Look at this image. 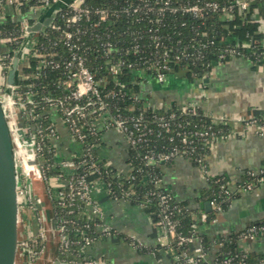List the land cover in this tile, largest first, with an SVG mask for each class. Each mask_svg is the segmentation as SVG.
<instances>
[{"label":"trees","instance_id":"16d2710c","mask_svg":"<svg viewBox=\"0 0 264 264\" xmlns=\"http://www.w3.org/2000/svg\"><path fill=\"white\" fill-rule=\"evenodd\" d=\"M165 1L168 5L163 12H158V7ZM206 1L215 2L217 8L215 10H205L200 15H194L191 12H184V5L202 4ZM237 0H84L82 7L89 9L86 16L83 14L81 18L74 24L66 27L65 19L73 14L71 8H63L55 17L53 26L47 27L43 32L35 38L31 51L29 52L25 63L21 66V73L24 75L20 87L17 89L18 95L22 94L21 100L25 102V89L29 88L35 95L34 104L26 103L24 111L20 113L26 131L24 134L34 137L36 140L43 137V150L40 153V162L43 167L50 165L45 169L46 176L53 175L57 171L51 168L55 163L53 154L54 149L45 140L46 134L49 132L47 127L51 125V107L43 99L46 96L53 99L65 98L67 90L63 89V85L68 82L64 76L63 62L70 58V52L64 44V34L66 29L69 31L79 30V42L81 50L79 53L84 56L86 64L92 71L96 81H100V85L104 86V90H113L119 96L118 100H112L116 108L123 115H130L142 112L145 117H149L154 113L166 114L171 110H175L176 106L167 108H145L146 97L143 96L142 83L146 82L139 75V70L144 69L145 74L155 76V68L168 59L171 68L187 78L194 79L207 74L213 63L220 61L219 55L225 49L235 48L239 51L237 57L247 58L257 62L264 55V34L260 30L257 20V9L264 6V0H249L250 5L248 11L239 13L236 7ZM253 2V4H252ZM135 5L140 6L137 12L127 11V7L131 10ZM38 6L37 0H19V9L22 13L29 8ZM231 7V10L228 8ZM149 8H151L149 10ZM153 8V9H152ZM170 8H175L170 11ZM101 16L104 18L101 19ZM30 20L28 23L31 24ZM23 25L20 21L8 19L0 23V40H3L8 52L3 54L1 62L5 68L8 66L13 51L16 50L23 39ZM249 44L245 48L243 44ZM137 44L139 50H135ZM228 58L225 55L224 59ZM57 63L59 67L54 68L46 62ZM121 61L132 63V68L121 66L120 72L113 75L110 72L112 65H116ZM138 96V100L135 99ZM20 99V98H18ZM38 115L34 119L28 116L29 113ZM59 112V111H58ZM111 112L115 110L111 108ZM60 114V112L58 113ZM182 122L190 121L191 124H201L208 121V117L204 116L198 108L195 113L183 115L179 117ZM41 131L36 133V131ZM213 130L219 135H225L228 132V126L225 123H215ZM149 147L158 150L161 145H168L167 136L159 138L152 137ZM88 143L96 142L98 134L88 136ZM146 149L131 148L128 151L127 162L135 167L141 166L140 153H144ZM208 155L209 148L204 151ZM201 151H197V154ZM96 155V152L94 151ZM172 161V160H171ZM167 162H157L153 165V173L162 183L161 166ZM195 164L193 161H191ZM143 171L135 174V179L129 183L120 186L119 181L110 176H104V180L110 183L111 192L120 196V190L127 189L131 183L132 189L135 191L134 197H130L129 201L133 204L144 202V211L152 217L160 211V206L155 197L147 199L146 193L154 188L149 182L147 167L143 166ZM134 173V171H133ZM95 175H88V180L95 179ZM221 176H214L209 180V187L206 194L202 197L204 203L210 201L213 195H217L219 184L216 182ZM253 179V177H249ZM224 182V180H222ZM225 208L229 202L223 196H218ZM178 206L180 212L176 214L179 221L178 230L189 233L191 224L194 220L190 214L192 208L187 209L185 202L179 201ZM55 214L58 212L54 208ZM217 214L210 212L211 217ZM76 225L81 227L86 221V217L74 213L71 216ZM91 229L100 224L98 219L90 220ZM199 224V223H198ZM261 223H253L251 225L259 226ZM199 224L198 226H200ZM78 236V235H77ZM76 238L78 239V237ZM201 243L206 250L211 247L212 240L200 236ZM224 238L223 244L218 247V259H224L228 255L240 253L238 246V233L222 236L214 240ZM176 252H179L177 249ZM216 252V251H215ZM247 252V251H246ZM246 264H251L263 255H255L251 252L246 253ZM60 259L68 262L82 263L84 259L78 254V246H73L71 250L60 253ZM83 259V260H82ZM181 264V261H176ZM238 264V262H235Z\"/></svg>","mask_w":264,"mask_h":264},{"label":"built area","instance_id":"2783aa9c","mask_svg":"<svg viewBox=\"0 0 264 264\" xmlns=\"http://www.w3.org/2000/svg\"><path fill=\"white\" fill-rule=\"evenodd\" d=\"M37 1L38 6L34 7L44 8L58 0ZM83 2L84 0H72L64 7L73 10V14L65 19L66 27L74 25L83 14L86 16L88 15L89 9L82 7ZM4 3L14 5L19 9V0H0V8ZM167 5L168 1L162 3V5L158 7V12H163ZM249 5V0L236 1L237 11L240 14H245L249 9ZM216 8L217 4L215 2L206 1L200 5H184L182 10L184 12H191L194 15H200L205 10H215ZM150 9L151 8H149V10ZM125 10L128 12H137L140 10V6L135 5L131 10L127 7ZM169 10L174 11L175 8H170ZM228 10H231V7H229ZM103 18L104 17L101 16V19ZM22 25L24 29V26L28 24ZM51 26H53V23ZM79 32V30L69 31L66 29L64 34V44L70 52V58L63 62V69L65 70L63 74L68 79V82L63 85V89L67 90L66 97L63 99H53L52 97L46 96L43 99L57 114L60 112L58 115L60 116L61 122L65 125L71 139L79 143L80 150L69 159H57L56 149L52 142L58 138V132L56 126L52 122L51 125L47 127L49 132L44 138L54 149L53 158L55 163L51 165V168L53 170L55 169L57 173L46 176L45 169H48L50 165L43 167L39 158L43 150V137H40L39 140H36L32 136L27 138V140L30 141L29 150L31 153L29 154L26 152V155H28L30 161L34 165L38 177L45 183L44 185L47 190L48 198L51 202V210L57 235L58 254L71 250L73 246H78V254L84 259L81 264L94 263L92 260L83 256V249L90 245L100 233H109L111 230L101 224H96V227L91 229L90 220L97 219L95 216L100 212L97 203L93 200L91 195L92 185L96 182H101L105 185L112 198L129 201L130 197H134L135 194L131 183L128 185L127 189L121 188L120 196H118V194L116 195L111 192L110 183L104 180V176L117 179L120 183L119 185L122 186L126 182L129 183L133 181L136 177L135 174L143 171V166H145L147 167L149 182L154 186L152 190L146 193L147 199L149 200L155 197L161 208L154 217L151 216L154 223L161 229L158 241L161 239L166 241L165 245L174 251L176 261L180 260L181 264H235V262H238V264H246L245 258L247 252L245 250L240 249V253L234 255L227 254V257L224 259H218L217 250L218 247L223 244L224 238L212 240L210 249L206 250L201 243L200 235H198L197 229L199 224L214 222L216 220V217L210 216V212L214 211L215 214H218L223 210L222 202L219 200L218 196H223L228 200L232 197V192L228 189L223 177L216 180V182L221 183L219 184L217 195H213L210 201H208L210 210L193 209L190 216L194 222L191 224L189 233H184L178 230L179 221L176 218V214L180 212L178 206L179 201L174 198L166 187H162L161 180L156 178L153 173V165L155 163L171 161L178 156L193 161L195 165L205 170L207 167V155L204 151L209 148L211 140L219 136L218 132L213 130V125L218 122L211 118H208V121H204V123L201 124H191L190 121L182 122L179 117L196 112L197 107L194 104L176 107L175 110H171L166 114L154 113L148 118L145 117L142 112L123 115L119 111V108H116L115 104H113L114 102H111L113 99L115 101L119 99L117 93L113 90H104V86L100 85V81L95 80L92 71L86 64L84 56L79 53L82 51L79 37L76 36ZM242 46L247 48L249 44L245 43ZM135 50H139L137 44L135 45ZM30 51L31 49L28 51V54ZM225 55H227L228 58L237 57L239 51L235 48L225 49L224 52L219 55L220 61L224 59ZM169 62L168 59H165L162 64H159L154 69L155 76L145 74L144 69L139 70V75L143 77L145 81L153 79L162 82L170 71L175 70L171 68ZM46 63L54 68L59 67L57 63H52L50 61ZM122 65H126L125 67L127 68H132L133 66L131 62L126 64L125 61H121L109 67L111 74L117 75ZM22 76L24 78L23 74ZM19 87L20 86L16 87V89L10 93V104L12 106V113H18L20 116V113L25 109L26 103H35V95L29 88H26L24 91V102L21 100L22 94L18 95L17 89ZM138 98V96H135L136 100H138ZM144 107L155 108L148 103L147 99L145 100ZM111 108L115 110L114 113L111 112ZM28 116L34 119L39 117L38 115H33L31 112ZM246 122L254 123L256 125V132L260 135L264 134V117L252 118ZM110 127L118 129L125 135L128 143V151L131 148H146L143 149L145 150L144 153H140L141 166L135 167L127 162L128 171L121 173L112 168L107 161L99 159L98 156L94 154L95 148L100 143L101 131ZM39 132L41 131H36V133ZM97 134L99 141L92 143L86 141L88 136ZM164 135L167 136L168 145H161L158 150H153L149 147L153 139L152 137L159 138ZM20 145H22L21 142ZM23 150H25V148ZM198 150L201 151V153L197 154ZM19 161L22 162V160ZM23 173L26 174L25 170H23ZM26 175L29 176L28 174ZM88 175H95L96 177L93 180H88ZM248 176L252 177L254 173L248 172ZM50 180L55 183L50 185ZM222 180H224V182ZM241 188L242 190H250L252 188V183H245ZM52 189H54V193ZM37 203L35 202L34 206L30 205V208L33 210L34 217L38 223V231L36 233H23L24 260L27 262H35L42 257L47 241L48 224L45 208L39 205V199ZM144 203L145 201H140L137 205L143 208L145 205ZM54 208L58 211L56 214ZM187 209L189 208L187 207ZM74 213L86 217V221L81 227L77 226L75 220L71 217ZM97 227L101 231L99 230L98 232L96 229ZM262 233H264V223L259 226L250 225L244 231L238 233V238L239 240H252ZM133 244L135 245L134 242ZM177 249L179 252H176ZM210 252L213 254L212 259L209 258ZM251 264H264V255Z\"/></svg>","mask_w":264,"mask_h":264},{"label":"crops","instance_id":"0c3cea01","mask_svg":"<svg viewBox=\"0 0 264 264\" xmlns=\"http://www.w3.org/2000/svg\"><path fill=\"white\" fill-rule=\"evenodd\" d=\"M44 8L31 7L22 13L14 5L4 3L0 8V23L11 19L29 24L30 20L34 22L47 13ZM255 12L264 34V6ZM6 52L8 47L0 40V72L3 78L0 88L5 85L7 67L3 66L1 59ZM142 90L153 107L194 104L204 116L228 126L227 134L211 140L205 170L182 156L161 166L163 185L188 208L204 209L202 197L209 187L210 178L214 176L223 177L232 192L227 206L215 216L216 220L198 227V235L214 240L240 233L253 223H264V134L256 132L254 123L246 122L264 117V55L257 62L236 56L217 61L207 74L194 79L176 71L168 73L162 82L149 79L142 83ZM51 120L58 132V138L52 142L57 159H69L79 152L80 145L71 139L60 116L53 110ZM19 122L24 126L21 118ZM61 140L65 145L60 147ZM95 152L99 159L107 161L115 170L121 173L128 171V143L118 129L110 127L102 130ZM248 172L254 173L253 179L249 178ZM29 181L30 188L33 186V196L40 195L42 206L49 211L51 205H46L43 198V181L36 180V177ZM248 182L252 183V188L242 190V185ZM91 195L100 210L95 217L111 232L100 233L83 249L84 257L92 260L93 264H176L174 251L165 245L164 239L158 241L160 227L142 207L128 200L112 198L101 182L92 185ZM22 226L24 234L38 231L33 210L28 205L22 211ZM96 229L99 232L100 229ZM238 246L255 255H263L264 233L252 240L241 239ZM55 255V247L47 244L38 262L52 264ZM209 258H213L212 252ZM59 260L64 261L60 257Z\"/></svg>","mask_w":264,"mask_h":264},{"label":"water","instance_id":"95a60500","mask_svg":"<svg viewBox=\"0 0 264 264\" xmlns=\"http://www.w3.org/2000/svg\"><path fill=\"white\" fill-rule=\"evenodd\" d=\"M71 1L58 0L46 6L44 8L47 10L46 14H43L33 23L24 26L22 42L13 51L6 68L4 92L0 95V264H39L38 260L35 262H27L24 260V234L17 160L26 158V151L16 148V145L20 144V139L16 134L17 127L14 123H10V118L13 119L12 111H6L4 97L7 93L10 95L16 87L21 85L23 76L20 64L25 54L27 55L31 49L37 35L43 32L45 28L50 27L60 10ZM174 72L175 70L170 71V73ZM43 187L45 191V185ZM204 209L206 211L210 210L208 202L204 204ZM45 213L48 224L45 250L46 245L51 244L55 247L56 254L52 264H77L59 260L57 235L51 207L49 211L45 209Z\"/></svg>","mask_w":264,"mask_h":264},{"label":"rangeland","instance_id":"374dc122","mask_svg":"<svg viewBox=\"0 0 264 264\" xmlns=\"http://www.w3.org/2000/svg\"><path fill=\"white\" fill-rule=\"evenodd\" d=\"M25 61V60H24ZM25 63V62H24ZM0 71H1V67H0ZM180 74V73H179ZM2 80L3 78L1 77V72H0V86H2ZM4 87L0 88V95L3 94L4 92ZM18 98V97H17ZM54 111V110H53ZM13 116V123L15 124V126L18 128L16 131L17 137L20 139V142L22 143V146H24L25 150L27 153H31L29 150V143L30 141L27 140V136L24 134V132L26 131L25 126L20 125L21 123L19 122L20 116L18 113H12ZM65 142L63 140L60 141V147L64 146ZM32 164V162H31ZM17 169H18V177H19V190H20V195H21V206H22V211H25L26 206H34L35 202L37 203L38 199L40 200V204L39 205H43V199L40 197H36L35 198L33 196V186L30 188V186L28 185L29 181V176H27L26 174L23 173V165L22 162L19 161V159L17 160ZM55 182H52L50 180V185H53ZM45 184V183H44ZM22 188V189H21ZM22 191V192H21ZM52 192L54 193V189H52ZM38 195V194H37ZM41 198V199H40ZM43 198L45 200L46 205H48L50 207L51 202L50 200L47 198V191L45 188V191L43 193ZM38 204V203H37ZM38 205V206H39ZM40 208V206H39ZM34 215V214H33Z\"/></svg>","mask_w":264,"mask_h":264},{"label":"bare ground","instance_id":"6f19581e","mask_svg":"<svg viewBox=\"0 0 264 264\" xmlns=\"http://www.w3.org/2000/svg\"><path fill=\"white\" fill-rule=\"evenodd\" d=\"M5 103H6V111L8 112H11L12 111V106L10 104L11 102V99H10V95L9 93H7V95L5 96ZM10 118V116H9ZM10 123L13 124L12 122V119L10 118ZM16 148L17 149H24L22 145H16ZM22 165H23V168L26 172V174L29 175L30 179L33 181V178L36 177V180L39 179L38 175H37V172L34 168V165L31 164V161H30V158L28 157V155H26V158L22 159Z\"/></svg>","mask_w":264,"mask_h":264}]
</instances>
